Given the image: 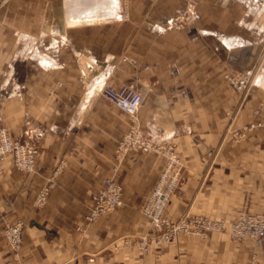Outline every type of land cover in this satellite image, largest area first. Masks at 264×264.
I'll list each match as a JSON object with an SVG mask.
<instances>
[{"label": "crops", "instance_id": "obj_1", "mask_svg": "<svg viewBox=\"0 0 264 264\" xmlns=\"http://www.w3.org/2000/svg\"><path fill=\"white\" fill-rule=\"evenodd\" d=\"M71 1L0 0V126L14 138L32 129L37 148L30 172L10 157L2 162L0 264H248L252 254L264 264V245L226 232L181 234L144 250L126 243L154 229L140 207L162 158L135 151L115 157L134 122L154 141L174 144L181 173L165 209L171 221L264 211V134L238 147L225 138L227 108L237 100L225 78L253 66L264 7L258 0H200L174 29L171 16L183 0H129L130 19L116 35L113 23L95 21L100 10H117L118 0L85 7ZM246 8L262 19L246 18ZM78 11L87 15L73 23ZM103 84L142 95L134 118L99 95ZM260 97L245 100L238 121L262 115ZM105 177L120 185V204L86 222ZM17 220L23 238L14 254L3 228Z\"/></svg>", "mask_w": 264, "mask_h": 264}, {"label": "built area", "instance_id": "obj_2", "mask_svg": "<svg viewBox=\"0 0 264 264\" xmlns=\"http://www.w3.org/2000/svg\"><path fill=\"white\" fill-rule=\"evenodd\" d=\"M240 84L243 81L240 80ZM241 87V86H239ZM103 96L113 103L119 110L130 114L133 118L142 102V95L130 87L122 84L101 86ZM34 131L28 129L23 136L14 138L5 127L0 126V174L2 162L10 157L13 165L22 172H30L35 165L37 148L34 143ZM130 151L154 152L161 156L162 166L145 202L142 211L156 226L165 225L163 213L167 200L174 193L179 183L180 163L174 144L166 141H154L146 132L134 122L122 134L116 149L115 157L120 162ZM120 186L111 177L101 181V187L94 194L90 209L85 216L86 222H93L101 215L114 210L120 204ZM46 188H43L37 198L38 202L44 200ZM173 233L196 232L205 235L206 231L220 232L228 230L230 236L236 240L251 239L256 244H264V213H241L238 219L230 224L223 220H213L202 216H184L174 223ZM3 235L13 251H17L22 243L23 224L21 221L8 224ZM250 264H258L254 259Z\"/></svg>", "mask_w": 264, "mask_h": 264}, {"label": "rangeland", "instance_id": "obj_3", "mask_svg": "<svg viewBox=\"0 0 264 264\" xmlns=\"http://www.w3.org/2000/svg\"><path fill=\"white\" fill-rule=\"evenodd\" d=\"M63 1H66L69 4L72 3L71 0H63ZM97 1L100 3H103V2H106L107 0H95V2H97ZM150 1L152 2L155 0H150ZM80 2L82 3L81 5H84V7L87 5L91 6L94 3L93 0H83ZM118 2H119V4H118L119 7H117V10L112 11V12H110V11L108 12L107 10H100L99 15L97 16V17H99V20L95 21V24L96 23H98V24H106L107 23V24L111 25L113 23L116 35L122 32V30H123L122 25L125 22H128V20L130 19V13L128 11L129 0H118ZM199 2H200V0H183L182 5L180 7H178L177 10L171 16L172 26L174 29H178V28H181L182 26H185L186 21L189 18V16L194 15L196 13V8H197ZM258 3H259L258 7L260 9L264 7V0H258ZM101 6H103V4ZM73 13L76 15H79L80 17H83V15H87L86 11H83V12L78 11V12H73ZM91 13L94 14V12H91ZM260 13H261L260 11L257 12L254 10L253 11H250V10L247 11V8H246V18H249V19L255 18V19L261 20L262 18H261ZM259 41L261 43V47L257 53L256 60L254 61L253 66L250 68V70L245 71V72L229 71V73L226 75V78H225L227 86H229L234 91V94L236 95V99H237L234 104L229 105L227 108V123H226V133H225L226 137L225 138H226V141H227L229 146L230 145L236 146V147L245 146L246 142L249 141L250 136L253 135L255 132H257V131L260 132L261 136L264 134V109H263L262 115L260 114L261 116L258 115L256 117H252L251 119H249L247 121H242V122L238 121V115H239V112H240L242 105L244 104L245 100H247L253 96V97L257 98L260 103L263 101L262 97H260V94L264 93V85L262 84L263 83L262 81H264V34L259 36ZM118 42L119 41L115 42V46H114L115 51L119 50V47L121 46L120 44H118ZM240 80L243 81L242 84L239 83ZM239 86H241V87H239ZM98 93L102 98L106 99L103 96V94L101 93V90H99ZM261 146H264V142L261 143ZM158 174H159V172H158ZM158 174H157V176H158ZM260 174H264V172L260 171ZM156 179H157V177H156ZM156 179L154 180V182L156 181ZM179 181H180V177H179ZM154 182H153V184H154ZM153 184H152V186H153ZM152 186H151V188H152ZM151 188L149 189V192H150ZM176 188H175V190H176ZM149 192L147 193L142 204L145 202ZM174 193H175V191H174ZM174 193H172L171 196ZM120 195H121V193H120ZM168 200H167V203H168ZM167 203H166V205H167ZM142 204H141V206H142ZM166 205H165V209H166ZM140 209L142 211L141 207H140ZM165 209H164L163 216H164V219H166V223H165V225H161V226H156L154 223H152L151 220L149 219V217L142 211V213H144V215L151 222L154 229L151 233L145 234V235L140 236V237H137V236L133 237V238L129 237V239H127L126 243L136 245L137 248L140 247L141 249L144 250L148 244H162V243H168V242L175 241L178 239V237L181 234H191L193 236L203 237L209 233H219V232H215V231H206L205 235H201V234H197L196 232L192 233V232H180V231H178L175 234L172 232V230L174 229V226H175L174 223L178 222L184 216L178 218L175 221H171L169 218H167L165 216ZM243 212L248 213V214L264 213V211H248L246 209H243L232 220H227L224 218H211V217L204 216L201 214H186L185 216H187V215L192 216V217L202 216V217L213 219V220L220 219V220L227 222V224H230V223L236 221L238 219V217L240 216V214ZM17 221H21V220H17ZM12 223H14V222H12ZM9 224H11V223H9ZM22 224H23V222H22ZM4 228H3V230H4ZM220 232H226L229 235V237L234 241H241V240H236V239L232 238L227 229L220 231ZM257 245H259V244H257ZM260 245H264V244H260ZM18 250L17 251L11 250V251L14 254H17ZM254 259L258 262L256 255L252 254V256L248 260V264H250V262ZM258 264H259V262H258Z\"/></svg>", "mask_w": 264, "mask_h": 264}, {"label": "bare ground", "instance_id": "obj_4", "mask_svg": "<svg viewBox=\"0 0 264 264\" xmlns=\"http://www.w3.org/2000/svg\"><path fill=\"white\" fill-rule=\"evenodd\" d=\"M116 1H117V0H116ZM116 1H115V2H116ZM117 4H118V3H117ZM86 18H87V17H84V19H86ZM71 19H72V22L74 23L75 20H77V19L80 20L81 17H80V16H79V17H72ZM72 22H71V23H72ZM68 23L71 24L69 21H68Z\"/></svg>", "mask_w": 264, "mask_h": 264}]
</instances>
